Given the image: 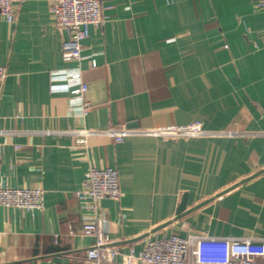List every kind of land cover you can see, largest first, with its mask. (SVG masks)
Masks as SVG:
<instances>
[{"label": "crops", "instance_id": "obj_1", "mask_svg": "<svg viewBox=\"0 0 264 264\" xmlns=\"http://www.w3.org/2000/svg\"><path fill=\"white\" fill-rule=\"evenodd\" d=\"M258 0H102L82 60L65 62L69 33L51 0H22L0 16V187L37 188L44 208L0 207V264H90L97 236L131 247L171 233L264 243V8ZM96 61L92 67L91 61ZM79 68L86 114L52 72ZM198 124L188 139L136 135ZM79 130L94 133L80 146ZM118 171L121 198L93 202L91 168ZM185 210L178 216L181 204ZM264 264V257L256 258Z\"/></svg>", "mask_w": 264, "mask_h": 264}, {"label": "built area", "instance_id": "obj_2", "mask_svg": "<svg viewBox=\"0 0 264 264\" xmlns=\"http://www.w3.org/2000/svg\"><path fill=\"white\" fill-rule=\"evenodd\" d=\"M22 0H0V16L13 24L19 12ZM51 14L56 26L69 33L62 46V58L65 62H78L83 58L90 28L100 27L104 22L102 0H51ZM258 8H264V0L257 1ZM96 67V61H91ZM52 81L64 82V91L68 92L74 108H80L86 114L89 104L84 96L88 90L79 68L58 70L51 74ZM8 77L6 67L0 66V88ZM98 134L88 130H79L78 144L84 146L87 139ZM116 142L136 135H158L168 139H188L206 134L198 124L166 126L150 130H131L126 127L111 128L104 131ZM3 145L0 142V159ZM86 191L77 193L79 197H88L93 202L110 199L118 202L121 198L118 171L113 167L91 168L87 174ZM44 193L37 188L0 187V207L23 209L27 211L44 208ZM83 234L97 236V242L86 251L90 264H261L257 257H264V243L256 240L217 238L208 235H189L182 237L171 233L163 238L148 240L143 249L137 251L131 247L124 255L125 263H119L121 250L118 244L104 237L101 222H86Z\"/></svg>", "mask_w": 264, "mask_h": 264}, {"label": "water", "instance_id": "obj_3", "mask_svg": "<svg viewBox=\"0 0 264 264\" xmlns=\"http://www.w3.org/2000/svg\"><path fill=\"white\" fill-rule=\"evenodd\" d=\"M185 207H186V202L184 200V202L181 204L179 210H178V216L177 218H179L180 214L185 210Z\"/></svg>", "mask_w": 264, "mask_h": 264}]
</instances>
